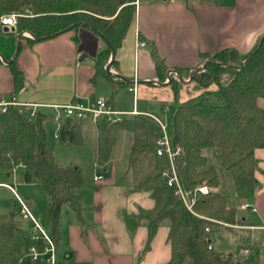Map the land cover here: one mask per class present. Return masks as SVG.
I'll list each match as a JSON object with an SVG mask.
<instances>
[{
  "label": "trees",
  "instance_id": "trees-1",
  "mask_svg": "<svg viewBox=\"0 0 264 264\" xmlns=\"http://www.w3.org/2000/svg\"><path fill=\"white\" fill-rule=\"evenodd\" d=\"M216 1V0H209ZM19 16L14 32H3L0 28V56L10 60L16 44V33L28 31L33 37L23 36L28 43L52 37L72 24L69 29L89 24L100 33L105 45L93 61L95 81L103 76L115 85L114 95L127 83L105 70L111 49L115 50L133 22L135 0H0V16L9 12H23ZM67 29V30H69ZM141 39V36H137ZM75 39H77L75 37ZM258 40L249 52L240 54L233 48L224 47L211 55L201 53L203 59L213 58L230 65H242L249 53L250 58L240 67L224 66L214 61L193 76L203 86L217 85L216 99L212 91H203L177 104L172 115L171 141L180 145L182 152L174 158V166L180 184L192 189L201 182L218 186L219 176L214 165L208 163L203 148L211 149L212 157L229 171L233 184L231 195L219 190L199 195L192 210L185 207L167 185L163 173L168 167L166 153L158 154L157 138L161 134L159 124L150 116L136 114L120 120L94 122L60 116L57 119L56 139L61 143L82 144V126L90 123L93 134V163L105 168L116 141L117 130L131 133L132 141L126 157V172L132 178L133 189L149 190L154 205L150 209H139L134 214L136 222L143 221L147 227L144 248L156 233L157 227L167 221V238L170 257L164 264H255L252 256L239 259L231 253L222 254L212 249L214 230L225 223H241L236 216V205L230 198H249L254 194L256 180L253 176L256 159L254 149L264 147V107L257 103L264 98V38L256 48ZM158 80H165L166 64L154 44L149 45ZM1 60V58H0ZM116 63L112 61V65ZM13 78V91L23 86V75L15 66V57L7 62ZM181 71L180 68H177ZM229 73L221 82L219 74ZM169 84L177 91V80L171 77ZM54 120V113L36 110L30 116L28 108L10 105L0 112V169L10 170L16 164L25 166L20 179L40 183L46 200V223L44 226L57 245L61 207L68 204L74 214L81 218L80 195L75 189L82 184L80 169L74 164L61 165L54 158L45 139L44 122ZM55 123V120H54ZM56 124V123H55ZM226 224V228L231 226ZM20 221L13 213H0V263L18 264L22 253L14 240ZM208 228V231L205 229ZM241 239V238H240ZM208 245L211 248H208ZM250 253L257 252L255 244H246ZM244 246L240 244L237 249Z\"/></svg>",
  "mask_w": 264,
  "mask_h": 264
},
{
  "label": "crops",
  "instance_id": "crops-1",
  "mask_svg": "<svg viewBox=\"0 0 264 264\" xmlns=\"http://www.w3.org/2000/svg\"><path fill=\"white\" fill-rule=\"evenodd\" d=\"M180 1L183 0H140L135 5L132 24L121 44L113 50L112 60L110 54L106 62L110 60L111 72L121 75L127 83L117 92L125 91L129 101L131 94V106L121 107L118 103L116 110L130 111L133 104L137 110L139 100L146 101L151 110L158 106L163 109L165 102L173 98V93L168 90L169 76L185 78L186 82L191 72L203 63L201 53L212 54L228 47L244 54L264 34V0H192L189 3L184 0L186 4ZM138 34L145 42L144 46H136ZM22 35L31 37L28 32ZM150 44L156 46L165 61L163 82L158 80ZM104 45L103 37L84 25L32 43L21 37L14 57L15 66L24 78L23 86L13 91L10 69L0 60V99L13 98L22 108L38 104V110L53 114L54 104L92 101L99 96L101 89L112 92L115 83L109 78L100 76L91 80L94 58ZM113 60L116 61L114 65ZM133 80H136L134 96L129 89ZM141 111L156 116L155 111ZM87 131L91 132V129ZM254 157V194L237 200L246 199L255 210L247 209L248 213L240 216L243 227L238 228L239 244H255L257 252L248 253L246 258L252 256L255 264H264V147L255 148ZM2 171L6 179L13 172ZM127 173L124 170L123 177L117 172L98 180H93V176L101 174L93 173L87 187L75 190L83 206L80 219L62 205L56 245L58 264H164L168 261L167 223L157 227L149 246L144 248L147 227L143 221L136 222L134 214L139 209L152 208L154 199L149 190L133 189L131 175L128 177ZM5 184L1 179L0 185ZM9 184L13 185V182ZM10 192L19 205L14 193ZM16 193L33 213L29 198L21 196L17 190ZM24 220L27 221V231L22 239L27 248L31 223ZM238 258L245 259V256ZM42 260L26 259L18 264H49Z\"/></svg>",
  "mask_w": 264,
  "mask_h": 264
},
{
  "label": "rangeland",
  "instance_id": "rangeland-1",
  "mask_svg": "<svg viewBox=\"0 0 264 264\" xmlns=\"http://www.w3.org/2000/svg\"><path fill=\"white\" fill-rule=\"evenodd\" d=\"M140 0H135V5ZM184 2L186 4V2ZM192 2V0L187 1ZM29 10V9H28ZM26 9L23 11L25 12ZM30 12V10H29ZM211 55V54H209ZM212 58V57H211ZM205 59H203L204 62ZM199 67V66H198ZM195 73H193L194 75ZM192 75L191 82H185L184 79H177L174 76L168 77V82L170 81L171 77L173 79H177V91L174 95V87L171 84L168 85V90L173 93V98L165 102V108L160 109L159 106L155 110H151L149 108V104L144 100H139L137 106L136 113H130L128 111H124L121 114H115L112 118L115 117H125V116H132L136 114L146 115L152 117L151 113L145 114V111H141L143 109H147L149 111H155L156 117L164 126L165 132L170 136L172 127V115L174 110L176 109L177 103H180L186 100L189 97L196 96L203 91H212L210 93L211 98L216 99L217 95H219L217 91V85L215 83H211L208 86L199 85L198 81L194 79ZM228 72H223L219 74L218 79L221 82L226 81L229 78ZM165 81V80H164ZM160 92V91H157ZM111 91L107 92L105 89H101L99 91V96L96 98H103L106 100L111 101L112 108L116 109L118 103L121 107H130L131 106V94H129V98L125 91L121 90L120 92H116L111 98ZM96 98H93L95 100ZM155 102V101H154ZM257 103L264 107V98H258ZM141 111V112H140ZM153 118V117H152ZM156 120L155 118H153ZM158 123V121L156 120ZM159 124V123H158ZM160 126V125H159ZM45 127V139L47 146L52 150L54 154V158L58 164L67 165V164H74L76 165L80 171L82 176V184L78 186L75 190L77 191L79 188H85L88 186L89 182L92 181L93 173L101 174V176L106 179L110 177L113 173L119 172V177L124 176V170L126 169V157L128 150L131 145V133L125 130H117L116 132V141L115 144L112 146L110 158L107 163L108 172L105 173L102 167L96 166L93 163V134L87 129L91 128L90 123L87 125L82 126V131L84 132V143L82 144H69V143H61L59 142L56 137L54 136L55 133V123L53 119H47L44 122ZM161 129V127H160ZM162 134V130H161ZM160 134V136H161ZM159 136V137H160ZM157 138V140L159 139ZM156 140V142H157ZM202 154L206 155L208 158V163L215 166L217 174L219 176V185L217 186V190L227 193L231 195L233 193V184L232 179L229 171L225 169L220 162H218L214 157H212L211 149L203 148ZM11 176L6 179L4 177V171L0 169V180L6 182L5 186L0 185V213H13L14 217L20 221L19 230L14 233V240L20 245L21 251L26 252V244H24V240L22 239V235L27 231V221L21 217V213L19 211V205L14 202V198L11 194V190L7 186L9 183L13 182L14 187L16 188L17 192L20 193L21 196L29 198L30 202L32 203V211L35 214L36 218L42 223H46V207H47V200L43 190V187L40 183L35 182H24L20 179L21 174L24 172L25 168L20 165L16 164L13 168L9 171H12ZM123 175V176H122ZM127 176H130V173H127ZM208 184V183H207ZM75 191V192H76ZM240 198H230L236 205L237 211L236 216L239 218L242 214L248 213V211L239 208L240 202L238 201ZM238 199V200H237ZM64 208H67L70 212L74 214L72 209L68 206V204H63ZM82 206V205H81ZM83 210V206H82ZM82 213V211H81ZM162 223H167V221H163ZM240 225L241 223H235ZM240 230L238 228L231 229L226 228V224L224 227H219L214 230L212 235V245L214 246V250L226 254L231 253L236 257H241L243 252L240 249H237V245L241 242ZM2 264V263H0ZM185 264H188L186 262Z\"/></svg>",
  "mask_w": 264,
  "mask_h": 264
},
{
  "label": "built area",
  "instance_id": "built-area-1",
  "mask_svg": "<svg viewBox=\"0 0 264 264\" xmlns=\"http://www.w3.org/2000/svg\"><path fill=\"white\" fill-rule=\"evenodd\" d=\"M29 13H30L29 10L26 9L25 12H9L1 15L0 16L1 30L3 26H8V27L13 26L16 28L18 17L28 15ZM23 32L26 33L27 31H23ZM144 45L145 42L137 38L136 46L141 47ZM129 89L133 92V96H134V92L136 90V80H133V85L129 87ZM134 101L135 99L133 100V103ZM10 105H18V103L13 98L0 99V112L6 111V109ZM38 106H39L38 104H30L28 106L30 116H34V113L37 110ZM52 107L54 109V120L56 123L55 125L58 124L57 119L60 116L70 117L77 120H86L90 122H94L99 118L105 119L106 121H115V120H120L122 117L112 118V116L124 112L113 109L110 101L103 98H96L95 100L92 101L74 100L64 105L54 104L52 105ZM130 112L131 113L137 112L134 104ZM144 113L148 114V112H144ZM151 116L158 121L162 130V134L157 140V144H158L157 153L158 154L166 153L168 157V161H169L168 167L163 171V173L167 177V185L173 188L174 195L182 201L185 207L189 210H192V204L199 195H204V194H208L209 192L215 191L217 189V186L210 185L205 182H201L200 184H197L195 187L189 190L184 189L182 187V185L179 182L177 172L174 166V158L180 155V153L182 152V147L180 145H176V146L173 145L171 141V135L169 136L165 132L162 123L156 117H154V115ZM57 126H55L54 136L57 135L56 132ZM18 164L22 165L25 168L23 164L21 163ZM101 178H102L101 175L93 176V180H98ZM7 186L14 193L15 198L19 203V207H20L19 211L21 213V217L23 219H28L31 223L27 250L25 253L22 252L17 257V263H21L26 259H28L29 261H39L43 259L44 262H47L49 264H58V260L56 257V246L50 235L49 230L41 222H39L36 216L31 212L26 202L20 196H18L14 186L10 184L9 185L7 184ZM239 202H240L239 204L240 209L255 210V208L251 205V203H249L246 199H242ZM227 225L236 228L243 227L242 225H238V224H227ZM205 230L208 231V228H206ZM208 248H211V246L208 245ZM241 250L245 258L248 255V253H250V250L247 246L242 247Z\"/></svg>",
  "mask_w": 264,
  "mask_h": 264
},
{
  "label": "water",
  "instance_id": "water-1",
  "mask_svg": "<svg viewBox=\"0 0 264 264\" xmlns=\"http://www.w3.org/2000/svg\"><path fill=\"white\" fill-rule=\"evenodd\" d=\"M79 24H80V25L87 26V27L93 29V28H92L89 24H87V23H84V24L79 23ZM74 25H75V24L70 25V26L67 27L65 30H67V29L73 27ZM15 29H16V28L13 27V26H11V27L3 26V27H2V31H3V32H8V31L14 32ZM93 30H94V29H93ZM94 31H95V30H94ZM27 32H28V31H27ZM96 32H97V31H96ZM23 33H24L23 31H22V32H18V33H16V36H15V38H16L15 50H14V53H13V55H12V57H11L10 60H12V59L14 58V56L16 55V53H17V51H18V48H19V37H20ZM28 33L30 34L31 37H33L32 34H31L30 32H28ZM97 33H98V32H97ZM98 34L102 37V35H101L100 33H98ZM263 38H264V34L259 38V40H258V44H257V46H256L255 49H257V48L260 46V44H261ZM253 51H254V50H253ZM253 51H252V52H253ZM252 52H251V53H252ZM251 53L248 54V56L246 57V59L243 61L242 65L245 64V63L247 62V60H248V59L250 58V56H251ZM112 57H113V50L111 49L110 60H112ZM0 58H1V60H3L5 63H7V62L10 61V60H5L2 56H0ZM110 60H109V62L106 63V65H105V70H106V72H107L108 74L112 75V76L120 77L122 80L125 81V79H124L121 75L111 72V70H110V65H111V64H110V63H111ZM209 61H214V62H216V63H218V64H222V65H224V66H232V67H236V68L242 66V65H230V64H227V63H225V62H222V61H219V60H215V59H213V58H207V59L204 60V62H203L198 68H196V70H193V72H191V75H190L189 79H188L186 82H188L189 80L192 79V75H193V73L202 70V69L204 68V66L206 65V63H208ZM176 73H177V72H176ZM177 74H178V73H177ZM181 79H182V78H181ZM103 171H104L105 173H107V172H108V167L106 166L105 168H103ZM42 262H43V260H42ZM235 264H239L237 260L235 261Z\"/></svg>",
  "mask_w": 264,
  "mask_h": 264
},
{
  "label": "flooded vegetation",
  "instance_id": "flooded-vegetation-1",
  "mask_svg": "<svg viewBox=\"0 0 264 264\" xmlns=\"http://www.w3.org/2000/svg\"><path fill=\"white\" fill-rule=\"evenodd\" d=\"M198 72V71H197ZM197 72H195V73H197Z\"/></svg>",
  "mask_w": 264,
  "mask_h": 264
}]
</instances>
